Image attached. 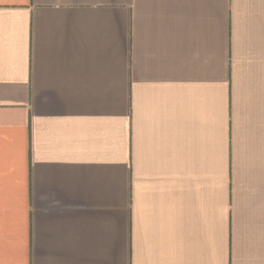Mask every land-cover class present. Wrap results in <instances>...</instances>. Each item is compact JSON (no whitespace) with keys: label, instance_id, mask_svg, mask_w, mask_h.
<instances>
[{"label":"crops","instance_id":"obj_1","mask_svg":"<svg viewBox=\"0 0 264 264\" xmlns=\"http://www.w3.org/2000/svg\"><path fill=\"white\" fill-rule=\"evenodd\" d=\"M0 264H264V0H0Z\"/></svg>","mask_w":264,"mask_h":264}]
</instances>
